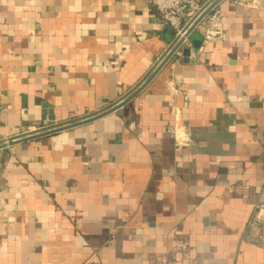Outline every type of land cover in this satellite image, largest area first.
Instances as JSON below:
<instances>
[{
	"label": "crops",
	"instance_id": "obj_1",
	"mask_svg": "<svg viewBox=\"0 0 264 264\" xmlns=\"http://www.w3.org/2000/svg\"><path fill=\"white\" fill-rule=\"evenodd\" d=\"M215 10L122 106L0 147V264H264V0ZM172 36L148 0H0V141L106 107Z\"/></svg>",
	"mask_w": 264,
	"mask_h": 264
},
{
	"label": "built area",
	"instance_id": "obj_2",
	"mask_svg": "<svg viewBox=\"0 0 264 264\" xmlns=\"http://www.w3.org/2000/svg\"><path fill=\"white\" fill-rule=\"evenodd\" d=\"M149 3L157 10L161 20L171 27L174 35L178 36L176 43L180 42L178 49L187 44V30L192 26L194 21L202 14L204 9L209 6L213 0H148ZM214 5L202 20L207 21L203 42H209L223 37L222 29L217 24L219 14ZM202 22V21H201ZM200 22V23H201ZM198 23V25L200 24ZM176 50V51H177ZM42 125L32 131L46 127Z\"/></svg>",
	"mask_w": 264,
	"mask_h": 264
},
{
	"label": "water",
	"instance_id": "obj_3",
	"mask_svg": "<svg viewBox=\"0 0 264 264\" xmlns=\"http://www.w3.org/2000/svg\"><path fill=\"white\" fill-rule=\"evenodd\" d=\"M219 1L220 0H213V2L204 9L202 14L194 21L192 26L187 30L186 35L190 34V32L198 25V23H200L202 21L203 17L210 11V9L214 5H216ZM172 35L173 36H172L171 41L168 42L167 48L160 55L156 64L150 69V71L134 87H132L122 97L118 98L117 100L113 101L112 103H110L106 107H104L98 111H95L93 113H89V114L83 115L81 117L71 119L69 121H65V122H61V123H55L53 125H48L46 127L40 128V129L35 130V131H30L27 133H23V134H19V135L13 136V137H9L8 139L1 140L0 141V147L6 146L7 144H12V143L19 141V140H28V139H31L33 137H37V136H41V135H45V134H50V133L56 132V131L61 130V129H65V128L75 126L79 123L91 120L93 118H96V117H99L102 115H105L106 113H109L112 110L122 106L124 103L127 102L128 98L130 97V94L134 90H136L137 88L141 87L145 82H147V80H149L151 75H154L158 71V69L177 50L180 42L176 43L178 36L174 35V31H172ZM189 51H190L189 48H184L183 49V55L187 57L189 55Z\"/></svg>",
	"mask_w": 264,
	"mask_h": 264
}]
</instances>
